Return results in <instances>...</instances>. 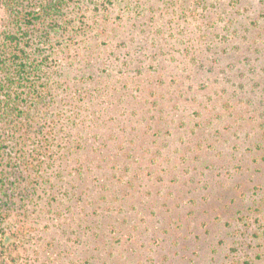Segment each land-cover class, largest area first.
<instances>
[{"label": "rangeland", "instance_id": "rangeland-1", "mask_svg": "<svg viewBox=\"0 0 264 264\" xmlns=\"http://www.w3.org/2000/svg\"><path fill=\"white\" fill-rule=\"evenodd\" d=\"M112 1H75L55 104L84 124L54 185L14 174L7 256L264 264V0Z\"/></svg>", "mask_w": 264, "mask_h": 264}, {"label": "trees", "instance_id": "trees-1", "mask_svg": "<svg viewBox=\"0 0 264 264\" xmlns=\"http://www.w3.org/2000/svg\"><path fill=\"white\" fill-rule=\"evenodd\" d=\"M75 1L1 0L0 200H11L20 188V178L13 179L17 169L35 173V188L54 185L60 173L55 168L64 162L62 141L68 139L73 126L84 124L78 104L67 110L65 102L61 110L55 104L60 61L72 52L70 42L85 33L72 28ZM131 3L140 2L124 0L126 6ZM58 38L66 43L57 44ZM27 191L33 194L31 188ZM0 229L1 264H15V257L6 252L9 233L4 226Z\"/></svg>", "mask_w": 264, "mask_h": 264}]
</instances>
